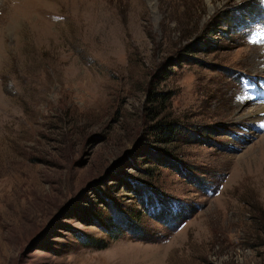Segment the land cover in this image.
I'll return each mask as SVG.
<instances>
[{
	"label": "rangeland",
	"instance_id": "1",
	"mask_svg": "<svg viewBox=\"0 0 264 264\" xmlns=\"http://www.w3.org/2000/svg\"><path fill=\"white\" fill-rule=\"evenodd\" d=\"M263 106L264 0H0V264H264Z\"/></svg>",
	"mask_w": 264,
	"mask_h": 264
},
{
	"label": "trees",
	"instance_id": "2",
	"mask_svg": "<svg viewBox=\"0 0 264 264\" xmlns=\"http://www.w3.org/2000/svg\"><path fill=\"white\" fill-rule=\"evenodd\" d=\"M189 50H191V49H188L187 51L188 52H190ZM150 94V93H149ZM151 96L152 95H150L149 96V98H148V102H150L151 104L154 102V101H156L158 98L157 97H153V102L151 101ZM159 96H161V95H159ZM161 98V97H160ZM149 110V112H153L152 110H150V109H148ZM158 127H159V129H162L163 130V133H162V136H163V134L166 136V139L164 140V139H162V141H159V142H164V143H171L172 141H173V138L175 137V132H176V130H175V126L174 125H172V124H169V123H162V124H158ZM87 242V241H86ZM92 246L94 245V243H92L91 244Z\"/></svg>",
	"mask_w": 264,
	"mask_h": 264
},
{
	"label": "bare ground",
	"instance_id": "3",
	"mask_svg": "<svg viewBox=\"0 0 264 264\" xmlns=\"http://www.w3.org/2000/svg\"><path fill=\"white\" fill-rule=\"evenodd\" d=\"M260 58H261V57H260ZM240 99H242V97H240ZM242 101H243V100H242ZM255 112H256V111H255ZM257 112H259V113H260V112H263V113H264V106H263V108H262L261 110H258ZM252 114H253V113H252ZM263 119H264V118H263ZM263 119H262V120H263ZM260 120H261V119H260Z\"/></svg>",
	"mask_w": 264,
	"mask_h": 264
}]
</instances>
